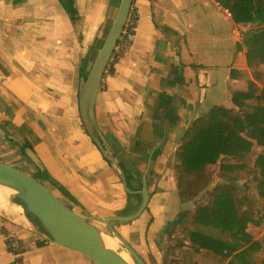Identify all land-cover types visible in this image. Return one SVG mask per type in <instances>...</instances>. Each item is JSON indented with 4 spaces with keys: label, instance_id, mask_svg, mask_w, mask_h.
Masks as SVG:
<instances>
[{
    "label": "crops",
    "instance_id": "crops-1",
    "mask_svg": "<svg viewBox=\"0 0 264 264\" xmlns=\"http://www.w3.org/2000/svg\"><path fill=\"white\" fill-rule=\"evenodd\" d=\"M73 1L77 19H70L60 0H0V161L11 165L14 159L5 152L11 143L5 133H19L72 197L68 205L82 216L104 219L122 210L127 196L84 132L77 100L84 59L118 0ZM132 4L137 17L133 41L114 71L104 74L95 114L118 153L128 150L137 133L142 144L154 139L144 146L150 152L166 131L160 151L155 156L157 147L152 155L154 189L146 219L117 223L122 238L137 245L145 227L155 238L173 216L193 204L178 200L173 152L193 119L214 105L233 107L231 93L246 89L251 73L244 40L256 26L244 24L240 31L214 0ZM260 67L264 73V64ZM151 95L165 97L166 109L158 116L150 110L154 113L148 118ZM16 213L0 211V264H95L53 243ZM5 234L22 241L24 251L18 256L6 249Z\"/></svg>",
    "mask_w": 264,
    "mask_h": 264
},
{
    "label": "trees",
    "instance_id": "trees-1",
    "mask_svg": "<svg viewBox=\"0 0 264 264\" xmlns=\"http://www.w3.org/2000/svg\"><path fill=\"white\" fill-rule=\"evenodd\" d=\"M60 1L70 19H77L74 1ZM214 1L236 24L256 26L244 40L251 80L244 91L231 93L233 107H210L193 119L179 138L172 166L177 196L180 203L193 202L194 208L181 210L167 223L164 233L174 243L168 242L171 245L163 251L161 264H194L191 261L197 252L220 264L227 259V264L243 263L246 251L259 247L257 241L249 242L245 231L255 213L251 184L264 198V73L260 67L264 64V0ZM116 61L109 63V73L114 71ZM162 108L163 102H159L158 109ZM27 147L33 150L23 139L18 148L24 155ZM37 172L72 200L46 170ZM182 232L187 233L182 239L187 238L192 250L182 251L183 242L177 240ZM246 243L248 246L242 249ZM258 264H264V257Z\"/></svg>",
    "mask_w": 264,
    "mask_h": 264
},
{
    "label": "water",
    "instance_id": "water-1",
    "mask_svg": "<svg viewBox=\"0 0 264 264\" xmlns=\"http://www.w3.org/2000/svg\"><path fill=\"white\" fill-rule=\"evenodd\" d=\"M132 3L133 0H119L109 27L103 35L101 34L103 28L99 32L81 67L77 100L79 118L84 131L103 159L116 173L126 192L125 207L104 219L82 216L39 180L0 161V186L10 187L18 192L15 195V200L24 211V216L28 221L42 231L53 243L79 253L95 264H128L118 252L105 249L100 245V235L116 238L129 254L132 264H147L113 228V224L129 223L145 211L150 193L154 189L150 182L155 162L152 155L157 147L155 156L158 154L166 136L165 128H163L162 137L159 135L161 137L159 145L148 153V149L144 146L152 145L154 139L148 143L145 140L146 143L142 144L144 138L137 133L138 135L131 140L128 150L120 149L118 153L100 130L96 121V97ZM151 96L154 99L150 98L146 107L148 118H150V114L155 112L160 115L166 109L165 106L161 110L158 109V103L163 102L165 97L161 99L156 95ZM150 110L154 112L151 113ZM151 131L153 132V130ZM5 135L18 147L22 145V142L11 134L5 133ZM23 153L37 170L40 172L45 170L43 163L32 149L24 148ZM93 222L103 224L107 232L94 226Z\"/></svg>",
    "mask_w": 264,
    "mask_h": 264
},
{
    "label": "rangeland",
    "instance_id": "rangeland-1",
    "mask_svg": "<svg viewBox=\"0 0 264 264\" xmlns=\"http://www.w3.org/2000/svg\"><path fill=\"white\" fill-rule=\"evenodd\" d=\"M118 2H119V0L117 1V5H118ZM117 5H116V7H117ZM114 12H115V10H114ZM114 12L110 16L109 15L107 16V20L104 22V25L102 27L103 28V31H101L102 35L105 33V30L109 27L110 22H111V18L113 16ZM130 14H131L130 15V22H132V24H133L132 25V31H133L132 33L134 35V28L136 26L137 17H136L135 8H133V4H132L131 9H130ZM251 33H252V30H249L247 32L248 35H251ZM132 41L129 42L127 47L122 49L118 55H116V56L112 55L110 62H112L114 60L118 61L119 58H120V60H122V55L128 49V47L131 45ZM107 69H108V67H107ZM107 69H106V72H107ZM11 135L13 137H15L17 140H19L20 142H22L23 137L19 133H15V134L13 133ZM8 145L10 146V148L5 149V152L10 151L12 153L11 157L14 158L13 160H9L11 166H14V167L18 168V169L26 172L27 174L31 175L35 179L39 180L51 192H53L57 197H59L61 200H63L67 204H69L68 199L63 197V195L59 191H57V189L52 184H50L46 180H44L41 177H39L37 169L28 161V159H26V157L21 153V151H20V149L18 148L17 145H14L13 143H9ZM90 145L93 148H95L92 145V143H90ZM95 149L97 150V148H95ZM15 158H17V159H15ZM253 158H254V156L251 155L250 158H249L250 159V164L253 163ZM45 170L49 174V171L47 169H45ZM250 192H251L252 196L256 199V205H255V213H254V216H253V220L250 221L247 224L245 232L250 237V241L249 242L251 243V242L257 241L259 243V245H258L259 247L254 249V250L249 249L248 251H246V258H245L244 262L243 263L236 262V264H258L259 261L264 257V211L262 209V205L264 204V198H262L259 195L258 191L256 190V187L253 184H251ZM6 204H8V206H13L15 208V211L19 212V210L16 209L17 208L16 206H18V203L16 202L14 197L11 196V197L6 198ZM188 207H189L188 210L192 211L193 208H194V204L191 203V205H189ZM1 212H3V211H1ZM21 213L24 216V211L23 210H22ZM178 213L176 215H178ZM1 214H3V213H1ZM146 215L147 214L144 211L138 218L133 220L132 223H135V222L141 223V221L146 219ZM175 217L173 216L172 220H174ZM172 220H170V221H172ZM92 224L94 226H96L97 228H99L100 230H102L104 232H107V230L105 229L103 224L96 223V222H93ZM120 226H122V225H120ZM120 226H118L117 224H114L113 228L117 232H119L121 230V228H119ZM166 226L167 225H165L163 228L165 229ZM159 234H161V236L162 235L165 236L164 241H162L163 239L161 240V238L158 237V236H160ZM186 235H187L186 232H184L183 234H179V237L177 239V240L183 242V245H184L185 248H183L182 251H185L187 248H188V250L189 249L192 250V248H190L189 245H188L187 238L185 240H183L184 239L183 237H187ZM137 237H138V235H137ZM139 241H140V243L137 242L139 244V245L137 244L138 246L137 245H132L130 243L129 244L131 245L133 250L147 264H161V257L163 255V251L165 250V248L168 245H171L172 243H174V240H170V241L168 240V238L166 237V234L164 233V230H162V229L157 232L155 238L154 237L152 238L148 227L147 228L145 227V229H143V237ZM168 242H171V244L168 243ZM247 244L248 243L244 244L242 249H245L248 246ZM119 251H125L126 252V250L123 248V246L120 243H119ZM197 253L194 254V256L192 257L191 263H194V264H220V263H218V262H216L214 260H211V259H210L211 260L210 262L206 261V260H209V259H204L205 255H202L203 252H200V253L197 252ZM225 261H228V259L225 260ZM221 264H223V263H221Z\"/></svg>",
    "mask_w": 264,
    "mask_h": 264
},
{
    "label": "built area",
    "instance_id": "built-area-1",
    "mask_svg": "<svg viewBox=\"0 0 264 264\" xmlns=\"http://www.w3.org/2000/svg\"><path fill=\"white\" fill-rule=\"evenodd\" d=\"M130 11L128 13L124 28L122 30V33L117 41V44L115 45V48L113 50V56H116L120 53V51L127 47L128 43L131 42L134 38V35L132 33V22H130ZM245 25L243 23H239L238 29L242 31L244 29ZM5 246L6 249L12 253L13 255L17 256L21 252L24 251V245L22 241L16 237L14 234H5Z\"/></svg>",
    "mask_w": 264,
    "mask_h": 264
},
{
    "label": "bare ground",
    "instance_id": "bare-ground-1",
    "mask_svg": "<svg viewBox=\"0 0 264 264\" xmlns=\"http://www.w3.org/2000/svg\"><path fill=\"white\" fill-rule=\"evenodd\" d=\"M18 192L10 187H3L0 186V210L1 211H5V212H13L15 211V208L13 206H8V204H6V198L8 197H14ZM19 210V214L22 215V208L19 206H16ZM16 212V211H15ZM16 213V214H17ZM5 217V215H4ZM119 241L116 238L113 237H109L108 235H100V245L105 248V249H109L115 252H118L120 257L128 264H132V261L129 257V254L126 253L125 251H119Z\"/></svg>",
    "mask_w": 264,
    "mask_h": 264
},
{
    "label": "flooded vegetation",
    "instance_id": "flooded-vegetation-1",
    "mask_svg": "<svg viewBox=\"0 0 264 264\" xmlns=\"http://www.w3.org/2000/svg\"><path fill=\"white\" fill-rule=\"evenodd\" d=\"M164 105V104H163Z\"/></svg>",
    "mask_w": 264,
    "mask_h": 264
}]
</instances>
